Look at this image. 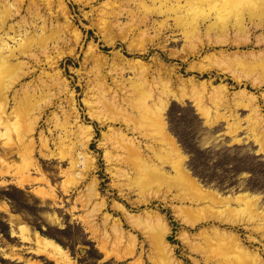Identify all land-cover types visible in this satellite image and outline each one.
<instances>
[{"label":"rangeland","instance_id":"rangeland-1","mask_svg":"<svg viewBox=\"0 0 264 264\" xmlns=\"http://www.w3.org/2000/svg\"><path fill=\"white\" fill-rule=\"evenodd\" d=\"M13 1L0 0V7L5 2ZM22 2L20 11L7 24L25 21L31 35L41 33L39 27L45 24L42 40H47L46 44L44 40L42 43L30 41L29 48L34 56H19L18 60L24 62L26 75L19 77L8 96V111L13 117L11 123H15L17 129L11 124L8 135L0 136V163L4 164H0V264H60L33 252L27 238L33 237L35 232L41 234L37 228L44 231L41 235L52 238L64 247L74 264H138L139 258L141 262L143 260L141 264L163 263L158 248L154 246L152 225L131 224L129 220L130 215L138 216L150 210L160 213L168 223L165 239L182 264H215L217 252L222 247L221 239L214 235L216 229L239 235L247 246L252 250L258 248L263 255L264 248L260 243L249 242V236L253 233L260 240L258 233L252 228L245 230L218 220L221 208L209 215L208 211L199 208L197 202L184 199L183 194L170 183L159 188L148 184L149 188L146 184L148 188L145 190L144 178L138 169L130 168L126 151L115 147L112 137L103 139V134L108 130L125 129L126 125H132V121L126 119L128 117L121 116L106 103L107 99L113 100L115 97L116 101L126 106L132 92L129 88L131 81L147 77V85L157 86V80L161 77L169 79L172 87L177 89L180 79L193 77L209 81L214 86H226L222 105L217 107L219 109L221 106L220 112L213 101L204 96L210 119L202 116L192 99H170L165 111L167 127L186 155L187 168L205 188L217 191L222 197L242 192L258 194L259 205L264 209V146L261 151L254 136L245 128L248 120H253L256 115L263 123L257 134L260 136L264 130V81L261 85L252 82V78L264 70V66L255 63L254 69H251L253 64L251 68L249 64L243 69L244 65L227 60L233 52L260 49L255 45V40L252 38L251 43L236 46V42H243V38L236 36L232 30L228 34L230 38L212 32L205 35V25L209 22L200 26L197 37L201 38L186 37L180 29L175 28L171 18L167 21V27L160 32L153 25L157 17L145 23L137 18L142 16L145 8L136 0ZM147 4L150 5V2ZM131 15H135L136 19ZM211 20L214 21L213 18ZM77 34L80 35L78 41ZM253 34L259 35L261 31L256 30ZM200 43L202 46H199ZM116 53L126 59L141 60L148 67L131 68L132 71L127 65H122ZM192 64L198 70L191 69L194 67H191ZM160 73L162 76H159ZM249 74L251 76L246 77ZM237 75L240 76L237 78ZM244 89L253 96V100L248 101L250 106L246 101L249 100L247 96L233 95ZM242 100L246 103L245 109ZM252 106L257 113L251 110ZM73 108L78 110V117ZM92 113L105 123L92 119ZM218 113H224L227 119ZM38 115L40 119L35 124L33 142L27 140L20 150L14 148L9 153L7 149L15 145L13 142L18 138L19 126L24 129L25 124H29L28 119ZM82 125L92 128V141H89L87 151L96 162L95 168L85 172L83 177L86 178L78 179V183L74 182L73 168L70 169V163L63 156L67 148L77 143L78 126ZM233 127L238 130L235 131ZM59 135L67 137L64 144L59 143ZM41 137L49 141V150L42 148ZM24 150H27V154L32 152L34 163L49 180V185L30 181L23 187L13 182L10 173L28 158ZM107 152L110 163L107 162ZM21 153L23 155H19ZM3 159L6 162H1ZM65 170L69 172L64 174ZM32 176L40 177L35 173ZM93 180L96 181L97 194L90 189ZM148 190L158 194L160 199L151 198L150 201ZM175 207L192 209L189 219L199 220V223L195 226L183 224L177 218ZM20 224L25 225L27 231L20 230ZM116 224H120L121 230L117 229ZM99 246H105L111 252L108 258L100 252Z\"/></svg>","mask_w":264,"mask_h":264},{"label":"bare ground","instance_id":"bare-ground-1","mask_svg":"<svg viewBox=\"0 0 264 264\" xmlns=\"http://www.w3.org/2000/svg\"><path fill=\"white\" fill-rule=\"evenodd\" d=\"M22 1L23 0H14L12 3L5 2L0 7V136L8 135V132H10L9 128L11 124L16 127L15 123L13 122L11 123V120L13 117L12 118L10 117L12 113L9 114L10 112L8 111V108H9L8 107L9 106L8 96L10 95L9 92L12 89L14 83L19 79V77L22 75H26L25 71L23 70L25 68L23 67L24 62L19 61L18 58L20 55H23V54L24 56L28 55L29 57L34 56L31 49L29 48L30 47L29 42L33 40L34 42L39 41L40 43L41 41L42 43L44 40V39L42 40V38H44L45 36L44 34H45L46 26L44 23H43L44 25L39 27V30L41 33L37 34L35 32L32 35L30 34L28 30L29 27L25 25L24 20H23L24 22L20 24H13V23L7 24L8 20L12 19L20 11V7H21L20 5L21 3H23ZM136 1L140 2V4L143 5L145 8L142 16L137 17L140 19V21H142V23L148 22L153 17H157V19L158 17H162L161 18L162 20L156 19L153 23L154 26L155 25L157 26L158 31L166 28L167 21L171 18L174 21L173 23L175 25V28L180 29V31L186 37L196 36L195 38H201V37H197L198 34L200 33L199 32L200 26L205 22H209L207 25H205V31H204L205 35L212 32L215 35L216 34L221 35V36L224 35L225 37L227 36V38H230L231 36L228 34H230V31L232 30L236 36H242L241 38H243V42H236L237 44L236 46H240L241 44L245 45V43H249V42L251 43L252 38H253L255 40V45L260 47V49L258 50L251 49L248 51L239 50V51H236L235 53L233 52L232 54H229L228 55L229 59L227 60L229 62L234 61V63L236 62L237 64H240L242 66L244 65V67L241 66L243 69L246 67V65L248 66L249 64H250V68L252 66L251 64H253V68L251 69H254V67H256L255 63L264 66V33L262 32L264 29V0H136ZM147 2H150V5H148ZM66 11L67 10H65V7H64L65 14L67 13ZM131 16L134 18L136 17L135 15H131ZM212 18L214 19V21L211 20ZM65 21L66 23H69L67 18H65ZM256 30H260L261 34L259 35L253 34L254 31ZM175 33L177 32L175 31ZM234 34L232 36L233 38H234ZM79 38H80V35L77 34V41ZM46 40H44L45 44H46ZM33 41L30 43H34ZM112 42H113V39H112ZM199 42H200V39L198 43ZM201 43L199 44V46L201 45ZM43 44H41V46ZM196 47L195 49L197 50L198 47L197 48ZM91 48L94 49V47H91ZM44 49H46V47H44ZM193 49L194 48H192V50ZM116 56L120 59V61L122 62V65L123 64L127 65L129 69L138 68V67L143 68V65H146L142 63L141 60H130V59L123 58L122 56H119V53H116ZM193 66L194 65L192 64L191 67ZM194 67L191 69L198 68V67L196 68V66ZM257 67H259V65H257ZM142 70L144 69H141V71ZM145 71L147 72L146 67H145ZM259 71L257 70V72ZM139 73H140V70H139ZM232 74L233 73H231V76ZM143 75H141V77ZM251 75L249 74L246 77H250ZM254 75H255V72H254ZM159 76H162V74ZM238 76L240 75H237V78ZM146 78L144 79L142 77L141 79H138L136 81H131L130 79L131 83H130L129 88L131 89L132 92L128 98L129 101L127 102L126 106L116 101L115 97L113 98V100L107 99L106 103L110 105L111 109L117 113L122 114L121 116L124 115L128 117L126 119L128 120L130 119V121H132V125H126L127 123H125L126 125L125 129L118 128V129H114L111 131L108 130L107 132L103 134V139L105 138L106 140V139H109V137H112L114 140L113 143L115 144V147L122 148L123 151L124 150L126 151V153L128 154L127 155L128 165H130V168L131 166H133L132 167L133 169L135 168L140 171V175H142L144 178L145 186L146 184L147 185L149 184L150 186L154 185L155 187L159 188L165 183H170L174 189H176L178 192H181L183 194L184 199H189L192 202H197L198 205L200 206L199 208L204 211H208L209 215L212 214L214 210H218L219 208H221L218 211V215H219V217L217 218L218 220H222L223 222L231 226H240L241 228H244L245 230H249L250 228H252L254 232L258 233L257 235L261 239L258 240L255 237V233H253L249 236L250 237L249 242L250 243L251 242L260 243L261 246L264 248V243H262V240H264V209H262L259 205L260 196L258 194L242 192L236 195H228V196L222 197L217 191L205 188L196 177L192 176L191 172L187 168L186 163H185L186 155L179 147L175 137L169 132L167 123L165 120V111H166V108H168L169 100L170 99H175V100L183 99L184 100L185 98L192 99L197 110L202 114V116L210 119L209 117L210 112L208 110L209 107H207L206 104L204 103V96L207 95L208 99L213 101L215 106L213 104L212 105L216 107L217 109L218 105H222L221 104L223 102L222 96L226 92L225 90L226 86H223V85L214 86L213 84L211 85L209 81H205V80L200 81L193 77H190L187 79H184V78L180 79L179 86H178L179 88L174 89L172 85L170 84L171 82L168 81L169 79L164 80L165 78L162 79L161 77H159V80L156 79L158 81V85L151 86L150 84L147 85V83L145 82ZM262 81H264V70L261 73H259L255 78H252V82L255 83L256 85L258 83H259L258 85H261ZM237 83H240V82L238 81ZM233 95L235 97L245 96V98L247 96L249 99V100H246L247 104H248V101L251 102V100H253V96L251 95V92L246 91V89L242 91H238ZM262 97H264V94L262 95ZM108 100H111V102H109ZM245 105L246 103L244 102L243 103L244 109H245ZM248 106H250V103L248 104ZM236 108L237 107H235V110ZM73 109L76 111L75 108ZM251 110L257 113L256 112L257 110L255 109V107ZM77 111L75 112L76 117H78L79 115ZM218 112H220V110ZM218 114L219 116L221 114L220 117L223 116L226 118L224 113L223 115L222 113H218ZM90 115L92 119L98 120V122H101V123H105L95 113H92ZM234 117H235V112H234ZM38 118H39V115L35 116L32 119H28L29 124L27 126L26 125L27 123H26L25 124L26 127L24 129H22L18 125L19 126V130L17 134L18 138L15 143L13 142V144L15 145L13 146H9L12 144L8 145L9 148L7 150L9 153L14 148H17L18 150H20L22 147H24L23 144L27 140L29 142H33L32 140L34 139L32 137V134L36 127L35 124L37 123V120L40 119ZM121 118L119 120H121ZM238 118L240 120L239 116L237 117V119ZM233 119L235 120V118ZM248 121H249V123H247L248 126L245 128H247V130L250 131V134L254 136L255 142L258 143V145L261 147L260 148L261 151H263L262 148L264 146V138L261 136H264V130L261 131L260 136L257 134L259 132L258 131L259 126L263 124L262 119L257 118V116L255 115V118L253 120L251 121L248 120ZM125 122H128V121L126 120ZM233 129L235 130V127H233ZM64 130L67 131L65 126H64ZM92 134H93V131L91 127L86 126V125L78 126L77 143L76 144L74 143L75 144L74 147H72L74 144L70 146L71 147L70 149L72 150L67 148L68 150L64 152L63 158L67 159L68 162L70 163V169L73 168V170L72 169L71 170H72V176H74L73 179L76 180L74 182H78L79 181L78 179L86 178V177H83L84 173L89 172L90 170L95 168V162H96L94 160L95 158L90 156L87 151V149L89 150L88 143L92 138ZM65 138L59 135V138H58L59 143L64 144ZM140 139H142V141ZM40 141L43 146L42 148L49 150L48 145H47L49 141L46 138H42V137ZM143 142H145V144H143ZM70 143L72 144L73 142H69V144ZM103 145L104 144H102V146ZM13 151H16V150H13ZM26 151L24 150L25 153L24 152L23 153L27 154ZM31 154H27L28 158L22 161L23 164L16 165L13 169L15 171L10 173V175L13 177L12 179L13 182L16 183V185L23 186V187L25 184L29 183L30 181L34 183L40 182V183H45L46 185H49V180L41 172L40 168L34 163V160ZM19 155H23V154L21 153ZM106 156L108 157L107 162L110 163L111 159H110V154L108 152L106 153ZM1 162H6V159H3ZM8 167L11 168L10 166ZM110 170L112 171L113 169L110 168ZM66 171L69 172V170H65L64 174H66ZM32 173H35L39 175L40 177L35 178L32 176ZM145 186L143 187L145 190H147L148 187L147 186L145 187ZM96 187H97L96 181L93 180V183L90 188L91 191L96 193ZM157 188H155V190ZM148 193L150 194L149 200L151 198L160 199L158 194L153 193V192L151 193L150 190H148ZM165 199L166 198H163L162 200H165ZM189 200L187 201L190 202ZM103 206H104V201H103L102 207ZM175 208H176L175 213H177L176 214L177 218L183 224L195 226L196 224L199 223V220L193 221L189 219L191 212H193L192 209L188 210L187 208H183V207H178V208L175 207ZM209 215L207 218H209ZM205 217L204 219H207ZM129 220L131 224L144 225V226L148 224L152 225L150 227L153 231L152 234H154V239H153L155 242L154 246L156 245V247L158 248L162 256L161 258H163V260L160 259L163 261V263L160 261L161 262L160 264H182L179 260L176 259L174 252L172 251L171 245L165 239V235L169 230V225L164 220L163 216L160 213H158L157 211L150 210L147 213H144L138 216L130 215ZM85 222L88 223V221L86 220ZM116 227L117 229H120V224H116ZM18 228L22 230L23 232L27 231V228L23 224H20ZM214 235L215 237L221 239V246H222L219 252H217V255L214 261L215 264H264V256H263L264 249L262 250L263 255L258 248L252 250L249 246L245 244L244 241H242L239 235H236L231 232H225L223 230L216 229L214 230ZM27 241H29L30 244L32 245L33 252L40 254V255H44L48 259L54 261L55 263L74 264V261L71 259L68 251L50 237H47V236L39 234L38 232H35L33 234V237L27 238ZM99 249H100V252L104 254L105 258H108L110 256L111 252L109 253V251H107L108 249L105 246H99ZM138 262H137L138 264H141L143 263V260L141 262L139 258Z\"/></svg>","mask_w":264,"mask_h":264},{"label":"trees","instance_id":"trees-1","mask_svg":"<svg viewBox=\"0 0 264 264\" xmlns=\"http://www.w3.org/2000/svg\"><path fill=\"white\" fill-rule=\"evenodd\" d=\"M37 229H38V231H39L41 234H44V231L41 230V228H37Z\"/></svg>","mask_w":264,"mask_h":264}]
</instances>
